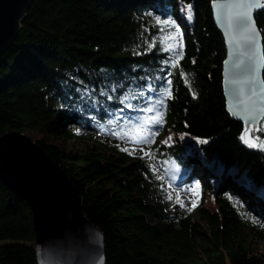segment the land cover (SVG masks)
<instances>
[{"label":"trees","instance_id":"trees-1","mask_svg":"<svg viewBox=\"0 0 264 264\" xmlns=\"http://www.w3.org/2000/svg\"><path fill=\"white\" fill-rule=\"evenodd\" d=\"M189 4L188 21L182 10ZM156 15L177 21L176 39H166L175 28L158 24ZM255 17L264 34V8ZM226 56L212 0H34L0 58V137L43 129L84 143L67 152L47 138L37 141L68 173L84 215L103 232L105 264H264L243 213L248 208L264 223V148L241 140L245 126L227 110ZM174 59V66L165 63ZM168 80L164 123L148 147L162 164L179 165V182L199 181L203 193L211 191L218 209L200 208L206 227L186 211H169V201L149 203L165 182L147 181L143 157L113 142ZM79 91L84 103H75ZM85 91H95L92 100ZM126 94L134 98L122 102ZM259 130L255 135L264 136V120ZM169 132L177 137L164 143ZM255 234L264 238V225ZM0 264H38L32 210L1 179Z\"/></svg>","mask_w":264,"mask_h":264},{"label":"water","instance_id":"water-1","mask_svg":"<svg viewBox=\"0 0 264 264\" xmlns=\"http://www.w3.org/2000/svg\"><path fill=\"white\" fill-rule=\"evenodd\" d=\"M34 0H0V58L14 44ZM264 2V0H262ZM264 7L258 6L255 14ZM213 18L227 48L223 64V86L230 115L245 126L243 118L233 115L237 96L233 77L234 47L229 44L223 18ZM264 43V41H262ZM230 53L232 56L230 58ZM228 61V63H226ZM264 77V69L260 70ZM227 81V82H226ZM263 120L257 121L259 128ZM0 179L31 208L36 233L38 264H105V240L99 227L84 215L82 198L65 169L37 142L24 133L11 131L0 137Z\"/></svg>","mask_w":264,"mask_h":264},{"label":"snow or ice","instance_id":"snow-or-ice-1","mask_svg":"<svg viewBox=\"0 0 264 264\" xmlns=\"http://www.w3.org/2000/svg\"><path fill=\"white\" fill-rule=\"evenodd\" d=\"M213 7L216 10L217 19L223 18L226 27V34L229 37L230 46L234 47L236 51L235 59L233 60V77L231 83L234 85V92L237 96L235 109L230 105L229 110L233 112V115H239L245 122V128L241 133V140L251 146L257 148H264V136L255 135L259 132L257 127V121L264 120V77L261 76V69H264V37L261 36L260 30L255 26L254 21V10L260 6L264 7L262 0H212ZM192 6L188 5V17L193 15L191 11ZM147 15H152L151 12ZM155 20L158 24L171 25L175 28V31L170 34V37L166 39H176L180 32V25L170 15L167 19H162L161 15H156ZM163 31V29H161ZM175 45L169 44L171 49ZM177 56H182V53L177 51ZM232 53H230V58ZM165 63H172L173 66L176 60L165 61ZM228 63V61H226ZM187 76V74L182 73ZM227 82V81H226ZM168 86L161 89V97L158 98L155 104H149L144 111L155 113L154 116L146 120V125H163V111L162 109L166 106V99L171 98V81L165 82ZM184 83L189 84L190 81L185 78ZM196 95L195 91L192 93ZM109 96L108 99H112ZM131 98L130 95H125L122 102H127ZM129 108L135 107L132 103H128ZM77 132L80 129H76ZM155 131L151 127H145L143 125L137 126L133 130L135 136V143L139 144H152L154 143ZM123 139V136H121ZM169 139H171L169 137ZM183 139V134L181 136ZM200 143H206V139L200 137L196 138ZM164 143H168L165 140ZM122 151L128 152L127 147L122 148ZM151 149L142 151V155H146L151 159ZM174 164V161L172 162ZM153 173H157L159 169L154 164H149ZM179 165H175L174 172H179ZM157 179L163 180V176L157 175ZM200 182H195V188L198 190ZM198 197V192H197ZM169 200L172 199L171 195L167 197ZM178 203L181 206L187 207L183 200L177 197ZM196 207V201L194 200L188 211H191ZM255 220V218H253Z\"/></svg>","mask_w":264,"mask_h":264},{"label":"rangeland","instance_id":"rangeland-1","mask_svg":"<svg viewBox=\"0 0 264 264\" xmlns=\"http://www.w3.org/2000/svg\"><path fill=\"white\" fill-rule=\"evenodd\" d=\"M188 10H182V14L190 20V17L187 15ZM87 95V100H92V94L95 93V91H85ZM82 93L79 91V96L75 99V103H78L82 101L83 103L86 101L84 96H80ZM77 101V102H76ZM153 113L145 111V114L141 115H130L129 122L127 123V126H124L121 128L118 133L117 137L113 138V142H118L122 144L123 146L129 148L131 152H134L136 154H140L141 157L146 162V166L149 169V176H146L147 181L149 182H155V181H164L165 184L161 186L160 190L157 191H152L149 196H148V202L152 204H157V203H164V202H171L172 205L169 208V211L172 213H179L181 210L186 211L189 214H192L194 217V220L202 223L206 227V222L202 220L201 216L199 215L200 213V208H204L207 211L214 212L217 211L218 206L216 205L214 201V197L211 193V191L205 189V193L202 192L201 190V182L199 189L197 190L195 188V182L191 185H185L182 182H179L178 177L174 173V167L169 166V165H164L162 162H160V158H155L154 153L151 151L150 156L152 157L149 159L148 156L142 155V151L149 149L148 145L149 144H139L135 143V136L133 135V130L135 127L143 125L145 127H151L155 133H157L156 128L158 127L157 125H146V120L150 117H152ZM27 136H29L34 142H37L39 140L43 139H49V142L52 144L57 145L59 148L67 151V152H74L76 149L82 148L84 143L82 141H74L72 139L66 138V137H52L49 136L46 130L43 129H33L30 131L25 132ZM109 135L112 137V135L109 133ZM123 136V139L121 138ZM173 136L177 137L176 134L173 132H169L166 136L164 135L163 140H170ZM90 144H93V142H89ZM118 157V155H115ZM149 164H154L159 171L157 173H153L151 168L149 167ZM157 175L163 176V180L157 179ZM167 188V189H166ZM197 192H198V197H197ZM168 195L172 196V199L169 200L167 197ZM177 197L183 200L184 204L187 205V207L181 206L180 203L177 201ZM196 201V207L193 208L191 211H188V208L191 207V204L193 201ZM245 215V220L248 219L249 224L254 227V232L250 233L249 239L252 241L253 248L256 252L262 253L264 252V238L260 237L255 234L256 230L260 231L264 225L263 222H261L262 218L252 212L250 209L245 208V211L243 212ZM255 218V220H253ZM247 232V231H246Z\"/></svg>","mask_w":264,"mask_h":264}]
</instances>
